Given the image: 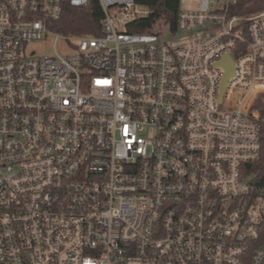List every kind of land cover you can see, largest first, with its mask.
Wrapping results in <instances>:
<instances>
[{
    "label": "built area",
    "instance_id": "2783aa9c",
    "mask_svg": "<svg viewBox=\"0 0 264 264\" xmlns=\"http://www.w3.org/2000/svg\"><path fill=\"white\" fill-rule=\"evenodd\" d=\"M97 1L93 35L52 29L89 0H0V264H264V11L199 0L165 41ZM48 33L71 52L24 54Z\"/></svg>",
    "mask_w": 264,
    "mask_h": 264
},
{
    "label": "trees",
    "instance_id": "16d2710c",
    "mask_svg": "<svg viewBox=\"0 0 264 264\" xmlns=\"http://www.w3.org/2000/svg\"><path fill=\"white\" fill-rule=\"evenodd\" d=\"M148 8L147 15L131 21L129 32H152L157 25H165L174 29L180 0H135ZM233 14L247 15L264 11V0H240L230 8ZM103 16L97 0H89L84 6L65 4L59 19L52 23V29L63 34H93L101 32L100 20ZM263 95L254 101L252 109H257L262 121L259 124L261 150L259 159L250 165L252 172L264 175V103Z\"/></svg>",
    "mask_w": 264,
    "mask_h": 264
},
{
    "label": "rangeland",
    "instance_id": "374dc122",
    "mask_svg": "<svg viewBox=\"0 0 264 264\" xmlns=\"http://www.w3.org/2000/svg\"><path fill=\"white\" fill-rule=\"evenodd\" d=\"M226 1L227 0H208V6L210 9H222ZM198 7L199 0H180V10H193L198 9ZM137 10L142 14H146L148 8L144 5H138ZM111 13L114 14L113 12ZM118 17L121 22H129L134 18V16L125 17L122 14H118ZM117 27L122 28V23H117ZM153 31L161 32L160 37L165 41H170L181 35L178 32L173 33L169 31L168 27L165 25H157L153 29ZM54 49L60 54H67L71 52V50H68L67 45L63 39H58L54 45V36L48 33L39 41H32L27 43L25 46L24 54L28 56H53Z\"/></svg>",
    "mask_w": 264,
    "mask_h": 264
},
{
    "label": "water",
    "instance_id": "95a60500",
    "mask_svg": "<svg viewBox=\"0 0 264 264\" xmlns=\"http://www.w3.org/2000/svg\"><path fill=\"white\" fill-rule=\"evenodd\" d=\"M218 64L222 65L224 70H225L223 78H222V82L220 85V95L218 98V100L220 102L223 90H224L226 83H227V80L234 74V63L228 54H224V56L218 62Z\"/></svg>",
    "mask_w": 264,
    "mask_h": 264
}]
</instances>
